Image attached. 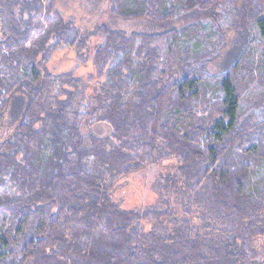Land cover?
<instances>
[{"label":"trees","instance_id":"obj_1","mask_svg":"<svg viewBox=\"0 0 264 264\" xmlns=\"http://www.w3.org/2000/svg\"><path fill=\"white\" fill-rule=\"evenodd\" d=\"M46 1L0 0V125L17 123L0 264H264V90L246 94L264 78V0H109L131 33ZM100 125L108 138H86ZM154 168L159 206L122 207L115 190Z\"/></svg>","mask_w":264,"mask_h":264},{"label":"rangeland","instance_id":"obj_2","mask_svg":"<svg viewBox=\"0 0 264 264\" xmlns=\"http://www.w3.org/2000/svg\"><path fill=\"white\" fill-rule=\"evenodd\" d=\"M42 3L46 4L47 1L42 0ZM109 9V0H56L54 5V10H56V13H60L64 19H70L74 21V24L77 27H87L89 31L100 24H109L108 26H110L112 29L124 30L127 33L140 32L143 30L142 27H139L140 24L136 22L120 20L113 21ZM91 39L92 40L90 41V46L92 47L98 41V39ZM233 39L238 40V38L234 35ZM227 44L228 46H231L232 38H229V41L226 42V45ZM251 46L258 49L257 51L261 53L262 49L257 48L258 44H256L255 46ZM232 47L233 45L231 46V48H229L230 50L228 49L226 53L227 55L222 54L221 56H219V59L215 62V67L219 68L220 65L228 57H230V55H228V52L232 53ZM256 58L263 59L260 57L259 53H256ZM73 59V55H71V59L68 60L67 58H65V56L57 54L55 55L53 63L51 64H61L60 67L63 71L75 65ZM77 71L80 72V74L82 73L83 76L91 74L94 71L91 61H87L85 64H83V66L79 67ZM258 73V68H254L253 75H257ZM256 80H259V78H255L254 82L251 83L249 90L246 91L248 97L247 99L250 101H254L264 90V78H262V85H258V81ZM246 106V102H242V107ZM10 119L11 111L7 110L4 114L2 124L0 125V142H2L5 138H8L14 132V128L16 127L17 123L16 121H12L11 123ZM109 134L110 133L108 131V128L106 126L100 125L91 129H86L84 135L86 136V138L88 136H92L98 139H104L108 138ZM256 169L258 172L256 174H252L251 178H264V164H262V166H258ZM160 170L161 169L159 168H154V170H147L142 175V177L137 175L135 177H132L131 179H128L125 183L120 185V187L115 190V199L116 197L118 199H122V207L128 209L139 210L143 207H151L153 205L159 206V203L161 202V199L163 197V193L161 187L156 184L155 176ZM2 223L3 220L2 218H0V230Z\"/></svg>","mask_w":264,"mask_h":264}]
</instances>
